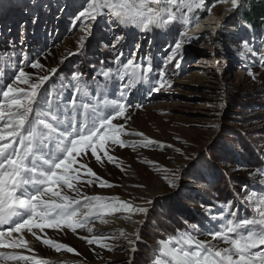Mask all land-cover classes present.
Masks as SVG:
<instances>
[{
	"label": "rangeland",
	"instance_id": "obj_1",
	"mask_svg": "<svg viewBox=\"0 0 264 264\" xmlns=\"http://www.w3.org/2000/svg\"><path fill=\"white\" fill-rule=\"evenodd\" d=\"M229 1L205 0V8H194L189 13L186 9H177V6L164 5L161 0L162 7H168L178 19L167 29L159 28L160 35L138 34L131 27L112 24L115 34H134L131 38L127 34V39L116 45L124 57L132 54L139 58L138 54L150 53L154 63H162L174 43L184 41L182 59L178 56L164 69L165 79L171 82V86L149 94L146 85H138L141 91L134 90L129 100L141 103L143 107L130 108V119L118 121L125 124L128 132L143 133L171 147L133 149L113 146L109 152L119 158L123 171L106 158L102 163L90 154L84 158L88 166L113 187L100 188L95 183L91 186L78 185L81 191L88 196H116L123 201H131L134 206L149 207L147 217H132L134 221L143 223L124 220V228L101 230L96 220L90 225L93 229L91 233L86 229H78L76 233L68 229L63 232L46 229L44 233L36 230L42 237L72 247L78 255L64 250L58 253L36 241L31 234H25L30 241L31 252L0 249V253L29 255L48 264H128L130 258L132 264H150L154 251L159 247L158 241L185 230V221L202 224L208 218L206 208L212 209L211 214H216L221 204L232 201L240 209L238 217L254 214L252 208L245 210L248 193L242 192L241 188L243 185L260 186L264 181V172L254 171L264 164V63L260 60L264 54V28H253L246 18L249 3L253 0H239L242 7L238 9L228 5ZM256 1L264 3V0ZM43 3L48 7L44 8ZM84 6L85 0H42L35 7L30 0H0V52L7 55L18 52L19 46H23L30 60L38 58L44 65L42 70L32 69L18 55L12 56V61L22 65L33 80L50 75L51 69H57L52 81L65 80L73 72H80L91 86L96 81L103 82V77L97 75L100 69L111 67L115 70L116 67L113 63L117 55L115 49L105 47L110 45L113 32L106 31V24L100 18L95 23L89 22L92 35L87 38L85 48L79 50V41L85 33L79 30L82 24L74 21V17ZM209 6L210 14L207 10ZM181 11L189 23L182 24L179 19ZM225 12L224 24L213 37L193 33V28L207 16H222ZM235 12L237 25L235 30H229L228 20ZM33 14L38 15L35 25L32 23ZM21 24L25 25L23 41ZM185 29L187 37L183 35ZM9 41L17 48L5 51ZM141 42L147 51L142 52L141 47L134 48ZM246 44L253 50L252 53L246 50ZM78 51L79 55H73ZM38 52L42 54L37 57ZM177 61L179 68L175 67ZM159 70L157 68L150 74L149 83H155L153 78ZM249 72L254 73L255 78ZM122 139L132 143L142 138L125 135ZM101 155L103 157V153ZM185 156L194 158L188 160ZM165 168L179 170L183 176L176 190L166 184L162 171ZM146 200L154 203L147 205ZM121 231L140 232L137 252L131 253L132 245L120 237ZM104 234L118 237L105 241L113 245V251L88 245L86 240L80 239L81 236L91 238ZM199 239L211 238L201 235ZM214 243L227 246L220 241ZM0 264L22 262L0 261Z\"/></svg>",
	"mask_w": 264,
	"mask_h": 264
},
{
	"label": "snow or ice",
	"instance_id": "obj_2",
	"mask_svg": "<svg viewBox=\"0 0 264 264\" xmlns=\"http://www.w3.org/2000/svg\"><path fill=\"white\" fill-rule=\"evenodd\" d=\"M30 2L35 7L42 0ZM159 4L161 0H85L83 10L74 17V21L82 24L79 30L85 33L78 49L83 50L87 38L92 35L89 22L95 23L98 18L106 24L108 32H113L112 24L125 25L142 34L150 33L154 27L167 29L178 17L168 7H152ZM163 4L186 9L189 13L194 8H205V0H163ZM231 5L233 9L242 7L239 0H231ZM42 6L48 7L46 3ZM207 10L210 14V6ZM179 19L182 24L189 23L183 11ZM37 20L38 15L33 14L34 25ZM24 31L25 25L21 24L22 41ZM127 34L113 32L110 45L105 47L110 46L117 53L113 61L115 70L102 67L97 75L103 77V82L96 81L94 86L89 85L80 72H73L65 80L52 81L57 69H51L50 75L38 76L33 80L22 65L12 61V56L18 55L32 69L42 70L44 65L38 58L30 60L23 46H19L18 52L7 55L0 52V249H25L31 252L30 241L25 238V234H31L36 241H41L58 253L64 250L78 255L72 247L42 237L36 230L44 233L46 229L60 232L68 229L76 233L78 229H86L91 233L93 229L90 225L94 221L107 224L109 221L105 217L116 213L125 214L123 219L134 224H142L143 221H134L133 216H148L147 206H134L131 201H123L116 196H88L78 187L94 183L100 188L113 187L88 166L84 158L89 154L98 163L106 158L123 171L119 158L110 154L111 147H171L143 133L128 132L125 124L118 121L130 119V108L143 107L141 103L129 100L134 90L141 91L138 85H146L149 94L171 86V82L165 79L164 69L178 56L182 59L184 41L175 42L174 47L170 45L171 52L162 63L157 64L150 53L139 58L132 54L124 57L116 45L121 44ZM183 35L187 37V29ZM245 47L252 53L247 44ZM9 48L15 49L17 46L9 41L5 51ZM41 54L38 52L36 56ZM79 54L80 51L73 53ZM260 60L264 63V54ZM175 67H180L178 61ZM157 68L160 70L153 78L155 83H149L150 74ZM249 75L255 78L254 73L249 72ZM125 135L142 139L129 143L122 139ZM193 158L185 156L188 160ZM162 171L170 189L180 187L183 176L179 170L165 168ZM254 171L264 172V164ZM241 191L248 193L245 210L252 208V216L238 217L240 209L232 201L221 204L216 214H211L212 209L206 208L208 218L202 224L185 221V230L158 241L159 247L154 251L150 264H264V181L260 186L243 185ZM153 203L146 200L147 205ZM201 235L211 239L201 240ZM120 237L132 245L131 253L137 252L136 243L141 241L139 231H121ZM80 239L86 240L88 245L113 251V245L105 241L118 237L104 234L91 238L81 236ZM214 241L227 246L222 247ZM0 261L48 264L45 260L16 253H0ZM128 264H132L131 258Z\"/></svg>",
	"mask_w": 264,
	"mask_h": 264
},
{
	"label": "bare ground",
	"instance_id": "obj_3",
	"mask_svg": "<svg viewBox=\"0 0 264 264\" xmlns=\"http://www.w3.org/2000/svg\"><path fill=\"white\" fill-rule=\"evenodd\" d=\"M231 5V1H229L228 5ZM226 6V5H225ZM152 7L154 8H163L161 4L159 5H153ZM225 14H222V16H217L214 14H211L209 16H207L205 19H203L199 24H197L194 28H193V33H200L202 35H206V37H213V35L216 34L217 31H219L222 27V25L224 24L223 19L225 17ZM237 12H235L232 17H230V19L228 20V23H230L228 26L229 30H235V27L237 25ZM135 30L134 28H132V31ZM159 28L158 27H154L151 30V34H159ZM136 32H138V34H141L138 30H136ZM134 34H128V36L131 38ZM127 39V35L124 37ZM264 39V36H263ZM129 42V41H128ZM126 43V41H125ZM124 43V44H125ZM139 47H141V51L145 52L147 51L144 47H143V42H141L139 45ZM264 47V45H263ZM264 49V48H263ZM264 51V50H263ZM142 56L141 54H138V57ZM118 215V218L116 217ZM124 214L123 213H116L113 216H107L105 219L108 220L109 222L107 224H101L100 222L98 223V229H107V228H124L125 227V219H123ZM125 220V221H124Z\"/></svg>",
	"mask_w": 264,
	"mask_h": 264
},
{
	"label": "trees",
	"instance_id": "obj_4",
	"mask_svg": "<svg viewBox=\"0 0 264 264\" xmlns=\"http://www.w3.org/2000/svg\"><path fill=\"white\" fill-rule=\"evenodd\" d=\"M246 18L253 28H264V3L253 0L249 3Z\"/></svg>",
	"mask_w": 264,
	"mask_h": 264
}]
</instances>
